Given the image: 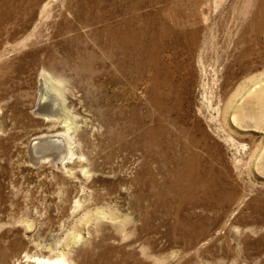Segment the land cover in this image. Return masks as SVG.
I'll return each instance as SVG.
<instances>
[{"label":"rangeland","instance_id":"obj_1","mask_svg":"<svg viewBox=\"0 0 264 264\" xmlns=\"http://www.w3.org/2000/svg\"><path fill=\"white\" fill-rule=\"evenodd\" d=\"M112 1L0 0V264H264V0L127 8L179 37L123 86L95 43ZM90 50L95 72L77 71ZM150 97L164 156L131 116Z\"/></svg>","mask_w":264,"mask_h":264},{"label":"bare ground","instance_id":"obj_2","mask_svg":"<svg viewBox=\"0 0 264 264\" xmlns=\"http://www.w3.org/2000/svg\"><path fill=\"white\" fill-rule=\"evenodd\" d=\"M124 1H126V3H124ZM143 1L144 0H113L112 5H114L107 13L106 25L104 28L98 29L94 34L95 43L105 51L104 56L109 63V79L112 84L121 83L123 86L126 77L133 72H136L135 74H137L139 78H142L144 69L149 60L152 59L157 62L159 50L162 48L164 39L171 36L173 32L179 37V32L176 31L173 25L167 23L156 24L155 16L152 15V13H148L144 20H142L138 12L131 15L128 14L127 8L137 11ZM88 6H90V8L87 10L92 11L91 9L94 6ZM261 8L264 9V4ZM179 15H181V13ZM101 17L102 15L100 12L96 14V18ZM187 34L194 42L196 38L195 30L189 31ZM99 58L96 51H88L86 55L81 56L82 63L77 66L76 70L81 71L83 69H88L91 73L95 72V64ZM100 60H102V58ZM47 75L48 74L45 73V78L43 79L45 94H47V90L49 89L46 81ZM124 97L123 91L120 93L114 91L108 97V108L110 111L109 119L112 125L121 124L122 127L125 126L124 121L127 118V106L124 101H121V103L117 102L118 98H123L124 100ZM133 106L135 107H133L131 116L133 120L137 121L139 125L142 126L140 142L148 152L156 153L159 151L158 153L164 156L168 151L166 144L170 141V136L167 134V129L163 125L152 124L150 122L158 113L159 100L150 97L147 98V101L142 103V105L138 104ZM135 109L137 110V116L133 113ZM147 121L150 123L146 124ZM62 140L64 141V138H62ZM196 141H198V138L194 137L191 142ZM58 151L60 153L62 152L60 150ZM61 157L64 158V154ZM194 164L195 163L188 164L183 173L190 177L195 173H199V168ZM196 183L197 182L191 180L188 184V188H195L197 186ZM39 262H42V264L60 263L58 259H39Z\"/></svg>","mask_w":264,"mask_h":264},{"label":"water","instance_id":"obj_3","mask_svg":"<svg viewBox=\"0 0 264 264\" xmlns=\"http://www.w3.org/2000/svg\"><path fill=\"white\" fill-rule=\"evenodd\" d=\"M39 143H40V144H43V143H41V142H39ZM39 143H35V144H37V145H36L37 148L40 147V146H39V145H40ZM46 143H47V142H45L44 144L46 145ZM47 145H48V144H47ZM32 148H34V147L32 146ZM35 158H36V157H35Z\"/></svg>","mask_w":264,"mask_h":264}]
</instances>
